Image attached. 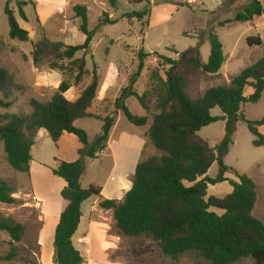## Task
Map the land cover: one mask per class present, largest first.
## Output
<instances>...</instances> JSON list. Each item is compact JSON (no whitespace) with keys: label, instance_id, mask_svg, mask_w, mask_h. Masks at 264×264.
Here are the masks:
<instances>
[{"label":"trees","instance_id":"1","mask_svg":"<svg viewBox=\"0 0 264 264\" xmlns=\"http://www.w3.org/2000/svg\"><path fill=\"white\" fill-rule=\"evenodd\" d=\"M115 10L118 0H108ZM227 1V0H226ZM134 4H146V9L133 12L129 17L142 22L150 15L149 0H132ZM6 3L4 12L8 19L9 38L12 41L26 43L29 33L23 29L16 14ZM32 1L16 3L19 17L28 22L25 7ZM76 19L81 20L80 32L85 36L82 45L69 46L62 42H53L47 38L33 44L32 60L35 66L49 65L50 69L62 75V82L48 102L31 99L29 114H6L0 116V142L3 145L8 165L18 173L31 172L32 149L39 130H45L50 139L57 144L64 133L76 136L82 145L79 159L75 162H60L52 170L54 176L63 179L67 186L62 191L64 208L56 229L54 242L55 264H84V258L73 245L82 216V204L92 197H100L102 188L90 186L83 189L82 178L86 171L85 160L98 159L108 146L112 128L118 112H122L127 121L136 126L148 124L151 112L150 98L155 97L157 111L147 134L156 154L141 159L133 178V186L122 201L102 200L100 207L112 210L116 229L127 238L148 239L153 241L164 257L176 261L185 256L194 255L210 264H238L252 260L255 264H264V223L254 217L257 204V186L247 175L237 176L238 181L227 180L225 175L231 170L223 159L233 145L235 126L239 120L245 122L255 140L253 146L264 147V136L259 129L264 127V119L248 121L242 114L245 104H257L264 93V55L253 65L242 70L231 79L229 85L208 89L196 100L186 94V78L182 70H194L208 75L220 72L226 59L223 44L213 34L210 38L211 53L207 64H202L199 51L194 48L179 55V60L159 56L169 69L163 79L158 72L153 73L156 82L151 94L143 95L135 91L141 78L145 59L149 56L143 50L139 52L137 71L130 77L128 87L121 90L114 103V110L107 116L90 113L100 90V77L94 64L90 82L80 89L75 101H69L65 94L84 83L89 75L86 57L96 31L88 27V9L77 5L73 8ZM264 9L258 0H252L243 11L237 12L235 21L248 23L255 17H261ZM114 25L108 14L101 21ZM251 47H262L259 37L246 40ZM197 53V57L191 54ZM82 54L81 58H77ZM247 88L252 89L249 97ZM24 87L14 81L12 74L0 68V108L8 110L13 106L15 93L24 92ZM134 98L147 112L146 117L131 113L127 100ZM219 109L222 116H213L212 111ZM81 119H97L103 123L102 131L93 144L88 133L76 127ZM225 122V135L215 148L199 136L202 129ZM219 164V176L215 180L208 177L212 166ZM229 181L232 192L224 198L208 197L209 183ZM15 189L0 179V204L14 206ZM212 210L222 212L221 215ZM0 232L11 239L12 254L15 256L16 244L22 242L26 228L13 218L0 214Z\"/></svg>","mask_w":264,"mask_h":264},{"label":"rangeland","instance_id":"2","mask_svg":"<svg viewBox=\"0 0 264 264\" xmlns=\"http://www.w3.org/2000/svg\"><path fill=\"white\" fill-rule=\"evenodd\" d=\"M8 1L20 26L29 33V41L26 43L12 41L9 38L8 19L4 12ZM18 1L34 3L25 7L28 22L22 21L19 17L16 5ZM44 1L0 0V68L7 69L14 77L15 83L23 86L25 90L14 94V103L10 109L0 108V116L29 114L32 112L29 106L31 99L48 102L56 92L52 91L53 79L50 76L55 73L60 75L63 80L62 75L51 70L47 64L34 65L32 60L33 44L45 37L53 42H62L69 46L82 45L85 36L79 29L81 20L76 19L73 12V8L77 5L85 6L88 9L89 30L96 31L90 53L86 57L89 75L85 78L84 83L73 88L77 95L80 89L90 82L94 64L100 77V89L104 87L107 70L109 71L110 66H113L120 72L121 78L112 82V89H107V91L109 90L108 96L112 99L123 86L128 87L130 77L137 71L138 54L142 50L149 56L145 59L144 69L135 86V91L140 95L146 92L151 94L156 84L152 79L153 73L158 72L164 79L165 72L169 69V66L165 65L155 53L172 60H179L181 53L194 48L200 51L202 47L204 55L206 48H210L209 36L218 32V36L224 42L225 54H231L233 51L236 54L223 77L210 76L194 70H178L183 72L186 78L187 96L196 100L210 88L229 85L231 79L249 67L255 57L261 53L259 48H250L247 45L244 33H250L248 28L241 26L232 28L236 13L243 11L252 0H225L223 5L222 0H205L204 8L206 10H216L210 14L205 13L201 7L193 8L190 5L192 3L190 0H149L151 3L150 15L142 22H138L137 19L131 18L129 15L145 10L146 4L137 5L132 0H118V7L115 10L108 0ZM166 4L170 6L160 8L161 10L156 7ZM171 5L175 8L173 11ZM153 7L156 8L150 19ZM218 7L220 8L217 10ZM105 13L111 15L116 24L101 23ZM191 56L197 57L198 55L193 52ZM81 57L82 54L77 56V58ZM41 78L48 79V83L42 85ZM251 94L252 89L247 88L245 96L249 97ZM128 104L133 115L138 117L146 115L143 107L134 98H130ZM155 106V97L151 96L150 118H153L157 112ZM113 110L112 104L109 102L98 108L97 112L105 117ZM93 111H96V108ZM242 114L252 122L264 119V93L257 104H245L242 107ZM212 115L222 116V113L219 109H215L212 111ZM76 127L85 130L92 143L100 135L103 123L85 119L80 121ZM147 129L148 126L136 127L130 124L121 112L117 135L113 140L119 141L118 137H121L124 144L118 146L119 142L112 143L109 146L110 149L103 152L99 159L85 160L87 175L83 189L88 188L90 184L104 185L111 171L119 172L125 164V157L134 147L133 143L138 135L143 136V138L138 136L140 141L146 139L141 159L155 155L157 152L146 136ZM260 133L264 136V129ZM224 135L225 122L223 121L214 123L199 133V136L207 141L212 148L220 144ZM254 140L247 124L239 120L235 126L233 145L223 159V163L231 169L225 175L227 180L238 181L237 176L247 175L255 182L258 200L253 215L264 223V147H254ZM64 144L67 145L68 152L73 148L70 141L64 142ZM57 153V144L48 136L46 138L43 135L39 136L37 145L33 148L32 172L29 174L18 173L8 165L3 145L0 142V179L15 189L13 197L17 200V204L14 206L0 204V214L13 218L26 228L24 239L15 246V256L9 260L7 258L12 254L13 248L11 239L7 233L0 232V264L40 263L41 249L38 245L37 235L41 227V214L40 201L36 197L44 200L53 189L52 169L57 167L55 163ZM219 169V164L215 163L209 170L208 177L215 180L219 176ZM231 192L229 181L208 184V197L224 198ZM212 211L219 215L222 214L217 210ZM110 259L123 260L130 264H210L194 255L185 256L176 261L170 260L164 257L153 241L148 239H128L122 249L118 253L112 254ZM238 264L255 263L252 260H245Z\"/></svg>","mask_w":264,"mask_h":264},{"label":"crops","instance_id":"3","mask_svg":"<svg viewBox=\"0 0 264 264\" xmlns=\"http://www.w3.org/2000/svg\"><path fill=\"white\" fill-rule=\"evenodd\" d=\"M46 1H52V0H45L44 2ZM190 1L192 2L190 5L193 8L201 7L202 9H204L205 13L207 14H210L211 12L216 11V10L214 11L206 10L204 8L205 0H190ZM258 1L261 3L264 9V0H258ZM224 2L225 0H222V5L224 4ZM167 6H170V5L166 4L161 7L159 6H156V7H158L159 10H161L162 8L167 7ZM156 7H153L150 19L152 15L154 14V9ZM171 7L173 11L175 8L172 5ZM220 7H218L217 10ZM110 18L112 19L111 15H110ZM232 25H233L232 28L235 26H241V27H246L249 29L250 33H244V35L246 36V40L249 37H259L263 41V44H264V14L261 17H255L253 21L248 22V23H241V22L233 21ZM227 27H229V24H227ZM221 29H224V28H221ZM217 33L216 35L218 36ZM213 34L214 33H212L209 36V41ZM247 34H251V35L248 36ZM220 41L223 44V50H224L225 48L224 42L221 39ZM253 48H259L261 53L259 54L258 57H255L251 65L256 63L264 55V49L262 47H253ZM210 53H211V47L206 48L204 55H203L202 47L200 48L199 59L202 64L204 65L207 64ZM224 56H225L226 61L223 67L221 68L220 72L216 75H210V76H222L223 77L226 69L229 68V63L235 58L236 54L234 51L231 54L230 53L225 54L224 52ZM54 75L56 74L54 73V74H51L50 76L53 79L52 81L53 82V88H52L53 92H55L59 88L62 82L60 75L59 76L58 75L54 76ZM104 78H105L104 87L100 89L98 93V97L96 101L94 102L92 108L90 109V113L96 116H101V113L97 112V109L106 103L110 102L112 104V108L114 109V103L116 99L120 96L121 90L125 88L123 86L120 91L117 90L119 93L115 95L112 99H110V97L108 96V92L110 89L113 88L111 84H113L112 83L113 81L119 80V78H121V74L115 67L110 66L109 71L107 70V73ZM41 83L42 85L44 83H48V79L43 80L41 78ZM107 89L109 90L107 91ZM76 95L77 94L75 93V90L71 89L65 94V97L69 101H75V99L77 98ZM128 101L129 99L126 102L127 106H129ZM94 108H96V111H93ZM120 113L121 112H118L117 114L115 125L112 128V131L109 137L107 149L104 152H107V150L110 149L109 146L112 143L116 144L117 142H119L117 144L118 146H122L124 144V141L121 139V137H118L119 141L113 140L114 137L117 135V128H118V124L120 120ZM147 115L148 114L146 112V115L143 117H146ZM83 120L85 119L77 120L75 122V125H77L80 121H83ZM93 120H97V119H93ZM97 121H100V120H97ZM152 123H153V119L149 118L148 124L146 125L148 126V129L146 132L147 134L152 126ZM263 129L264 127H261L260 131H263ZM41 135H43L45 138L47 136L49 137L48 133L45 130L43 129L39 130L36 135L35 145L33 148H35V146L37 145L39 136ZM138 136L134 140L135 141L133 143L134 147L130 149L131 152L124 159L125 166L123 165V167L120 168L121 170L117 173L116 172L114 173V171H111L104 185L98 186L102 188L101 196L92 197L82 204V207H81L82 216L80 219V224H79L76 234L74 235L72 239V242H73L75 249L79 251L81 256L84 258V264H130L127 261L110 259V256H112V254L118 253L120 249H122V246L127 242L128 239H135V238H127L119 234L118 230L116 229V222L114 220L113 211L102 209L100 207V202L103 199L122 201L126 193L131 190L133 186V178L135 174V169L142 158L145 145H146V141H145L146 139L145 140L143 139L142 141H140L139 137L143 138V136H139V137ZM95 140L92 143L91 142L90 143L93 144ZM68 141H70L73 145V148L69 152L66 150L67 145L65 146L64 144V142L66 143ZM81 148H82V145L76 136L72 134L64 133L57 143L58 153L55 158V163L57 164L56 166L58 167L60 162L70 163V162L77 161L79 159L78 153ZM102 155L103 153H101L98 156V159ZM32 158L33 160L31 163V172H32V165L34 164L33 149H32ZM57 167L53 168L52 170L56 169ZM86 175H87V168H86L84 177L82 178V181H81L82 188L84 187L83 183L86 178ZM52 184H53V187H52L53 189L48 195V197L44 199L45 201L43 199H39L36 197V199L40 201V214H41V227L37 235L38 245L41 249L39 264H55V261H54L55 234H56V229L60 222L61 214L64 208V200L61 196V193L65 189L67 184L63 179L58 178L54 175L52 176ZM92 185L96 186L95 184H90V186ZM129 251H131V249H129Z\"/></svg>","mask_w":264,"mask_h":264}]
</instances>
